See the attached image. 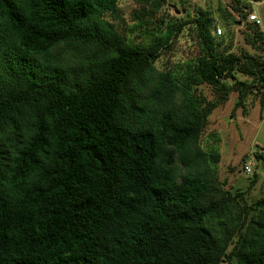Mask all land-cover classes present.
<instances>
[{"label": "trees", "instance_id": "obj_1", "mask_svg": "<svg viewBox=\"0 0 264 264\" xmlns=\"http://www.w3.org/2000/svg\"><path fill=\"white\" fill-rule=\"evenodd\" d=\"M232 1L244 22L262 0ZM117 4L0 0V264H264L262 215L232 220L227 253L233 198L197 145L218 103L195 93L206 82L225 101L236 71L264 84L260 22L247 25L262 53L238 55L214 43L209 11L180 15L174 35L196 34L201 50L179 82L168 68L152 76L158 45L135 48L105 20ZM67 44L98 61L62 63Z\"/></svg>", "mask_w": 264, "mask_h": 264}, {"label": "rangeland", "instance_id": "obj_2", "mask_svg": "<svg viewBox=\"0 0 264 264\" xmlns=\"http://www.w3.org/2000/svg\"><path fill=\"white\" fill-rule=\"evenodd\" d=\"M153 2L118 0L116 13L105 16V20L133 47L146 50L158 45L161 57L154 64L153 77L168 68L177 81H184L187 70L200 53V39L190 32L175 36L171 25L179 23L180 15L195 18L199 10L210 12L214 20L211 36L224 53H262L251 42L254 31L247 25L250 21L241 22L240 12L232 0H167L164 7L156 9L152 7ZM248 12L258 16L264 32V0L252 1ZM95 50L92 46L67 44L57 52L61 54L62 63L74 62L84 66L98 61L91 57ZM96 53L104 55L102 51ZM235 73V80H226L232 89L225 101L221 99L223 91L216 86L206 82L195 86V93L205 106L218 103L208 115L197 145L209 155L207 166L216 184L233 198L229 201L228 216L223 217L224 224L229 225L222 232L227 253L233 249L239 236L233 224L257 219L259 215L264 217V204L260 202L264 198V159L256 156V153L264 155V84L239 71ZM242 83L252 85V89L239 104L236 89L244 87ZM248 161L254 163L249 174L244 169ZM221 264H237V261L224 258Z\"/></svg>", "mask_w": 264, "mask_h": 264}, {"label": "built area", "instance_id": "obj_3", "mask_svg": "<svg viewBox=\"0 0 264 264\" xmlns=\"http://www.w3.org/2000/svg\"><path fill=\"white\" fill-rule=\"evenodd\" d=\"M248 20L259 22V18H258V16L255 13H251L248 16ZM218 32L219 33L221 32V29L220 28H218ZM253 166H254V163L252 161L246 162V164L244 165V169H245V171H246L247 174H249V173L252 172V167Z\"/></svg>", "mask_w": 264, "mask_h": 264}, {"label": "water", "instance_id": "obj_4", "mask_svg": "<svg viewBox=\"0 0 264 264\" xmlns=\"http://www.w3.org/2000/svg\"><path fill=\"white\" fill-rule=\"evenodd\" d=\"M177 12H179V10H177Z\"/></svg>", "mask_w": 264, "mask_h": 264}]
</instances>
